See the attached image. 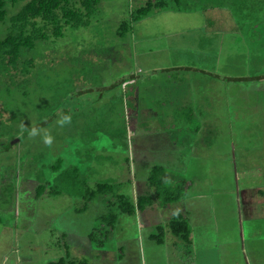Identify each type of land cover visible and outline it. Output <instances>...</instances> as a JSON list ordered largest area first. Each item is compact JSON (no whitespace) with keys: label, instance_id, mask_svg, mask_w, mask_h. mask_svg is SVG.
<instances>
[{"label":"crops","instance_id":"crops-1","mask_svg":"<svg viewBox=\"0 0 264 264\" xmlns=\"http://www.w3.org/2000/svg\"><path fill=\"white\" fill-rule=\"evenodd\" d=\"M149 1L152 0H144L145 3ZM234 1L191 0L194 9L179 11L167 8L133 22L128 39H132V51L136 52L140 64L134 71L111 81V87L95 90L101 93L107 90L119 94L128 92L125 96H128L127 108L131 113L127 123V142L133 145L129 153L137 152L143 160L155 158L164 167L166 178H174L175 172L184 167L183 160L195 159L187 153H191V148L206 152L213 147L214 140L210 136L217 130L216 101L222 103L224 123L220 130L224 131L223 144L228 146L223 158L228 165L238 162L235 171L242 181L236 192L242 212L239 235L230 234L229 209L226 216L221 210L219 219L215 221V207L209 197L212 190L207 187L205 179L203 185L206 184L207 188L195 186V182L189 183L190 187L180 201L161 205L166 213L164 219L159 217L154 204L141 211L151 217L146 221L143 240L146 249L141 254L136 248H128V254L117 250V243L132 241L129 233L123 237L122 230H119L122 240L120 235L116 239L120 220H116L110 235H106V240L111 241L109 248L111 251L114 248L115 254H103L104 245H97L91 238L94 225L86 229L87 235L80 240L78 225L67 224V215L63 216L60 220L63 223L56 229V236L63 237L64 242L70 240L65 243L62 253L61 248L56 250L53 237H45L48 231H55L54 221L46 218L45 227L36 228L32 236L29 225L24 224L21 205L17 202L7 204L4 199L0 204V264H264V79H231L262 76L252 70L248 74L244 69L240 75L228 73L232 66H260L264 61V40L259 35L258 40H247L250 45L255 44L252 49L242 46L246 38L242 37V24L232 9ZM197 4L202 5L197 7ZM245 34L247 37L250 32ZM245 50L249 51L246 55L242 53ZM129 76L125 82L127 86H123L125 83L118 85L122 78ZM248 86L252 89L248 90ZM151 90L158 92L156 97L149 94ZM154 99L157 103L153 106L151 101ZM114 101L112 99L110 103L114 104ZM150 136L153 137L151 143ZM155 141L157 143L153 145ZM109 143V146L116 147L117 136L111 137ZM175 162L179 164L177 168H174ZM152 166L144 171L139 184L144 195H154V189L147 182ZM184 169L181 170L186 171ZM114 185L115 192L121 194V186ZM40 190L38 187L37 198L41 195L60 197L69 193H55L52 187L40 195ZM136 198H132L134 202ZM84 200V205L77 207L75 203L71 205L73 202L69 198L71 204L63 205L66 207L64 210L81 215L89 204L99 200L107 205L105 210L108 207L119 214L118 208L108 204L109 198L95 196ZM229 204L226 202L217 207L229 208ZM126 215L131 219L134 217V214ZM103 216L102 213L95 218L96 227ZM174 218L188 223L191 231L189 242L170 231L169 222ZM161 228L162 240L157 241L155 236ZM27 232L29 234L24 240ZM39 242L42 246L33 248ZM87 251L91 254H84Z\"/></svg>","mask_w":264,"mask_h":264},{"label":"rangeland","instance_id":"rangeland-1","mask_svg":"<svg viewBox=\"0 0 264 264\" xmlns=\"http://www.w3.org/2000/svg\"><path fill=\"white\" fill-rule=\"evenodd\" d=\"M182 1L185 4L188 2V6L194 5L191 0ZM245 1L246 6L238 12L243 30L242 37L246 38L247 43L248 39L258 40L259 36L255 34L257 33L262 35L264 40V4L260 3H264V0H255L257 4L251 3L253 0ZM144 3V0H99L88 27L67 28L63 38L39 42L33 50L23 53L22 61H33V66L28 72L22 71L23 62L19 63L13 73L0 70V204H3L4 199L7 204H20L22 215L25 216L24 224L29 225L28 230L32 236L36 228L45 227L46 218L54 221L55 231H48L45 237H53L52 241L58 248L56 250L61 248L62 253L65 243L70 241L64 242L63 237L56 236V229L63 223L60 220L64 215H67V224L78 225L80 240H83L89 227L94 225V231L99 232L95 226V218L98 215H106L109 212L118 214L115 209H112L114 212L108 207L105 210L104 206L107 205L99 200L89 204L81 215L75 214L73 211L64 210L66 207L63 205L71 204L69 198L73 202L71 205L75 203L77 207L83 206L85 197L79 194L94 189L95 183L107 182L121 186L119 192L126 197L138 198L144 195L139 185L144 171L148 166L160 164L153 157L143 160L137 152L132 154V151L131 155L129 153V148L132 150L133 145L127 142L130 109L127 108L128 96L125 95L128 92L122 91L119 94L107 90L101 93L95 90L111 87V81L115 82L126 72L134 71L138 63L140 64L136 52L132 51V39H128L129 31L122 30L123 34L118 35V29L122 23L131 21L133 11ZM24 4L22 1L15 5L9 3L8 18L17 13ZM201 5L197 4V7ZM251 15H257L258 21L252 22ZM10 25L9 19L0 24L1 37H5ZM255 25H258V29ZM248 32L250 34L247 38L245 33ZM242 43L245 49H252V45H255L246 44L244 41ZM245 51L242 52L244 55L249 52ZM248 68L232 66L228 73L240 75L244 69L247 74L252 70L258 75H264V61L260 66ZM251 89L248 86V90ZM149 94L156 97L158 92L151 90ZM112 99H115L114 104L110 103ZM155 103L157 99L151 101L153 106ZM216 108L217 130L210 136V139L214 140L213 147L206 152L191 148V153H187L195 159L188 162L183 160L186 171L181 170L184 169L182 167L181 172L174 171V178L165 179L168 184L179 181L186 183L185 189L193 182L196 183L195 186L201 187L206 180L207 187L212 190L209 197L215 207V221L219 219L221 210H224L226 216V210L229 209L232 224L230 234L238 236L242 212L236 192L241 188L242 181L235 171L238 162L228 165L224 161L223 154L228 146H224V131L220 130L224 121L222 103L219 100L216 101ZM67 110L72 111L67 114ZM33 128L38 130L35 136L31 135ZM115 136L118 139L117 146H109V140ZM47 137H51V144L45 142ZM17 139L20 141L11 145ZM152 140L153 137L150 136L149 143ZM156 143L155 141L153 145ZM148 146L151 149L150 145ZM135 149L137 150V147ZM141 155L143 157V154ZM60 159L61 166L57 168L59 172L54 171L52 165ZM178 165V162H175L174 168ZM65 169L70 171L66 173L65 184L59 187H65V191L76 195L69 192L60 197L41 195L37 198L38 187L43 185L47 192L54 186V178ZM207 187L206 184L203 185V188ZM156 195L154 193L153 208L160 214L159 217L164 219L166 213L161 208L163 197L159 199ZM132 201L134 202V199ZM226 202L230 203L229 208L217 207ZM149 218V215L145 216L137 208L132 219L119 211L116 220H120L121 227L116 231V239H119V235L121 239L119 230H122L123 237L129 233V239L132 241L117 243V250L120 249L123 254H128V248H136L140 254L145 252L146 242L143 240L147 229L146 221H149ZM29 233L25 234L24 240ZM30 242L31 240L28 241ZM39 243H35L33 248L42 246ZM110 244L109 239L104 240L103 254H115L114 248L110 250ZM34 252L41 254L35 250ZM84 254L91 253L87 251Z\"/></svg>","mask_w":264,"mask_h":264},{"label":"trees","instance_id":"trees-1","mask_svg":"<svg viewBox=\"0 0 264 264\" xmlns=\"http://www.w3.org/2000/svg\"><path fill=\"white\" fill-rule=\"evenodd\" d=\"M25 2L22 8L10 18H8V4H17L18 2ZM173 1L175 4H173ZM251 3L257 4L253 0ZM264 4L263 2H260ZM99 0H0V24L10 20L11 25L7 29L5 37L0 36V70L2 71H15L18 68L19 63L23 62V72H28V69L33 66L32 59L22 61V56L25 51L33 50L39 42L57 41L64 37L65 30L67 28L78 29L88 27L90 25V19L96 12ZM252 4V5H253ZM171 5H175L172 7ZM246 6L245 0H235L232 2V9L238 16L240 21V15L238 12ZM167 8H175L176 10H188L194 9L192 6H188V2L185 4L182 0H154L145 3L137 7L132 15L131 21L122 23L118 29V35H122L123 31H130L132 23L136 22L143 17ZM257 15H251L250 20L252 22L258 21ZM258 25H255L257 27ZM123 30V31H122ZM256 36H259L255 33ZM132 77V76H131ZM129 77L122 78L119 86L128 81ZM232 80H246L254 81L264 79L262 76H251L245 78H231ZM72 111V110H71ZM70 114V111L67 110ZM61 159L52 166L54 171L59 172L57 169L61 166ZM70 170L65 169L61 173H58L56 180L54 181L53 189L55 193H61L65 191V187H59L64 185L66 181V173ZM148 185L154 189L161 199L163 197L162 206H167L170 203L180 201L186 193V183L172 182L168 184L164 176V167L160 165H153L148 178ZM115 185L112 183H97L95 188L91 191H87L83 195L87 198H94L95 196H103L109 198L108 204L118 208L121 213L134 214L136 208L143 211L146 207L152 205L154 195L140 196L136 200V204L123 194H117L115 192ZM42 188V189H41ZM39 194L45 192V187L40 186ZM71 192V191H69ZM156 195V196H157ZM114 212V211H113ZM117 219L116 213L109 212L101 218V223L97 227L99 232H93L91 238L102 246L106 235L111 232ZM170 231L183 241H190V227L186 220L174 218L169 222ZM162 229L159 234L155 236L157 241L162 240Z\"/></svg>","mask_w":264,"mask_h":264},{"label":"clouds","instance_id":"clouds-1","mask_svg":"<svg viewBox=\"0 0 264 264\" xmlns=\"http://www.w3.org/2000/svg\"><path fill=\"white\" fill-rule=\"evenodd\" d=\"M66 119H67V118H66ZM37 134H38V130L35 129V128H33V129H32V132H31V135H32V136H35V135H37ZM45 142L48 143V144H51V137H47V138L45 139Z\"/></svg>","mask_w":264,"mask_h":264},{"label":"water","instance_id":"water-1","mask_svg":"<svg viewBox=\"0 0 264 264\" xmlns=\"http://www.w3.org/2000/svg\"><path fill=\"white\" fill-rule=\"evenodd\" d=\"M23 137H24V136H23ZM23 137H22V138H23ZM22 138H21V139H22ZM19 141H20V139L14 140V141L12 142L11 145L16 144V143L19 142Z\"/></svg>","mask_w":264,"mask_h":264},{"label":"built area","instance_id":"built-area-1","mask_svg":"<svg viewBox=\"0 0 264 264\" xmlns=\"http://www.w3.org/2000/svg\"><path fill=\"white\" fill-rule=\"evenodd\" d=\"M125 84L127 85V83H125ZM125 84L123 85L124 87L126 86Z\"/></svg>","mask_w":264,"mask_h":264}]
</instances>
